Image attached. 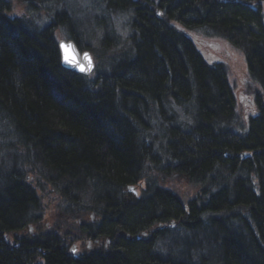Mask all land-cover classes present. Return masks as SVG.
I'll use <instances>...</instances> for the list:
<instances>
[{"label":"trees","instance_id":"16d2710c","mask_svg":"<svg viewBox=\"0 0 264 264\" xmlns=\"http://www.w3.org/2000/svg\"><path fill=\"white\" fill-rule=\"evenodd\" d=\"M246 1L150 0L149 17L131 16L143 38L130 44L122 67L114 58L120 54L99 58L83 33L66 31L80 50L92 52L95 72L109 68L105 81L60 63L57 18L73 26V10L62 8L37 30L36 22L0 6V264H264V103L257 99L247 119L239 115L225 64L208 63L188 35L194 30L226 39L243 52L250 78L263 80L264 90V0ZM90 2L100 19L122 14L115 4H123V11L134 4ZM155 3L171 5L163 14L169 27L157 18ZM98 39L105 49L119 45L106 33ZM213 83L216 92L206 94ZM178 92L191 99H180ZM171 103L197 108L191 126L199 122L205 136L196 131L182 141V127L165 121L153 124V134L146 116L133 113L136 107L168 113ZM204 103L211 111H204ZM211 114L217 121L212 124ZM18 154L21 161L6 167V156ZM157 154L162 166L152 158ZM152 169L163 178L186 174L201 186L199 195L182 203L157 178L150 179ZM211 170L218 171L213 181L223 187L209 198L201 181ZM140 181L144 188L135 198L126 186ZM45 186L60 201L53 229L24 233L27 224L39 223L30 210H42L38 189ZM91 213L97 222L89 226L99 227L111 245L74 257L69 238L80 232L76 237L82 241L77 224L90 222ZM156 218L169 222L163 240L158 232L139 240L124 235L143 227L149 232L146 226ZM3 231L21 233L24 245L10 249Z\"/></svg>","mask_w":264,"mask_h":264},{"label":"bare ground","instance_id":"6f19581e","mask_svg":"<svg viewBox=\"0 0 264 264\" xmlns=\"http://www.w3.org/2000/svg\"><path fill=\"white\" fill-rule=\"evenodd\" d=\"M18 1V0H17ZM61 0H23V5H24V9L27 13H29L31 16H28L26 17L29 21L33 22L35 19H34V16H37V14H39L40 12H42V14L46 15L47 17L48 16H52V18L55 16V14H58L60 11H61V7L58 5L59 2ZM82 2V0H64V6L66 7H69V6H73V8L77 5L78 2ZM134 4H132L131 2L129 4L130 5V9H127L126 11H123L121 9V7L123 6V4L121 3H118V4H115L114 6L116 7L117 10H121L118 15H112L109 16V18L106 16V17H103V18H98L97 16H94V14L97 13V9L96 8H92L91 5L88 6H85L83 7V9L81 10L80 12V16L77 17L76 15H74L77 20H72L74 23L73 26H69L68 25V22L66 23V20L64 19H61V18H57L58 19V22H59V29L61 28L63 31H69L71 28L72 30L75 32V33H78V34H82V37H84V42L87 46H89L90 48H93V50L96 52L97 56L99 58L103 57V58H106L104 56H108V57H113L112 54H120L119 56L116 55V57H114L117 61V63L120 64V67L124 66V63L126 62L125 59L123 58V56H126L128 57L129 54L132 53L131 50H129L130 48V44L131 43H134L136 42L139 38H143V30H142V27L139 26V23H135L133 22V19L131 18V16H135V19H139L141 21H143V14H146V16L149 17V14L147 13V10H148V3L150 0H132ZM137 1V2H136ZM224 1H235V2H242L241 0H224ZM245 1V2H244ZM242 3H248V1L244 0ZM99 2H97L96 4L99 6L98 4ZM0 6L2 8H4V13H11L12 14V11H13V3H12V0H0ZM171 5L169 3H162V6L160 7L158 5V3H155V9L157 12H160V16L157 18L159 19H162L163 18V14H165L167 12L168 9H170ZM74 10V9H73ZM139 10H141V16L139 17ZM26 12L25 14L19 16V17H24L25 18V15H26ZM75 13H79L76 9H75ZM27 16V15H26ZM113 18H118V25L117 26H114L113 25ZM126 19H129L130 21L132 20L133 24H129L127 23V20ZM165 21H162L160 20L162 23L163 26H168L169 23L167 21V19L164 17L163 18ZM169 19V18H168ZM149 20H151L149 18ZM152 21V20H151ZM164 23V24H163ZM35 26L34 27H37V30L40 29V27H43L44 26V23L43 24H38V23H35L34 24ZM176 25V24H174ZM88 26L90 27L89 30L91 33L87 32L85 29H88ZM169 27V26H168ZM85 28V29H84ZM96 32L100 33L98 36L96 35ZM103 33H106L108 34L109 37L111 38H117V41L119 43L118 47L115 48V49H105L101 43H98L99 42V37L103 34ZM189 35V33H188ZM190 36V35H189ZM120 37H123V39H121ZM191 37V36H190ZM224 39V38H223ZM226 40V39H224ZM227 41V40H226ZM228 42V41H227ZM233 48L237 49L238 51H240L242 54L243 52L241 50H239L238 48L234 47L230 42H228ZM58 45V44H57ZM78 47V45H77ZM58 49H59V46H58ZM79 49V47H78ZM80 50V49H79ZM84 50H88V49H84ZM90 51V50H89ZM91 52V51H90ZM156 53H158L157 51H155ZM92 54V52H91ZM118 56V57H117ZM158 56H159V53H158ZM244 56V54H243ZM92 57L94 59V56L92 54ZM61 58V57H60ZM245 59V57H244ZM95 61V59H94ZM110 72L109 68L106 67V68H102L100 70H98L97 72H95V67L94 69L91 71V73H88V74H83L84 76H87V77H91L90 79H96L97 80H103V77L104 75H108V73ZM99 77H102V78H99ZM105 81V80H103ZM263 80H261L259 77H256L255 79L251 80V84L249 85V89H246L244 91V96L241 95V97H246L248 99V92L251 93V92H257L256 93V99H255V102L257 101V99H260L261 100V103H264V95L260 92V90L262 89V91L264 92L263 90V87H262V82ZM225 82V81H224ZM227 82L228 84L230 85V87L233 89V96L236 98V95H235V92H234V84L229 80V78L227 77ZM80 84H83V85H87L88 86V83L85 81V80H81L80 81ZM215 85L214 83L213 84H209L205 93L206 94H214L216 91H215ZM84 90V89H83ZM87 91V90H85ZM191 94V93H190ZM177 97H179L180 99H184V100H189L191 99L190 96H188L187 94H181L180 92H178L177 94ZM148 95L145 97L147 98ZM192 97H194L192 95ZM195 99L197 100V97H195ZM251 100H247V105L249 104ZM205 104V103H204ZM211 106L208 105V104H205L204 105V111H211L210 110ZM168 113H160L159 111L155 110L154 108H149L148 110H142V109H139L138 107H136L134 110H133V113L138 115V116H146V119L147 121H149V124H150V127H147L149 129H152L153 128V124L157 121H165L167 122L168 124H175V125H179L180 127H182V130H181V134H182V141L184 140H188L190 137L194 136V132L197 131L196 134H199L201 136H205V132H206V128L204 127H200L199 126V122L196 124L195 127H192L191 124H192V120H194L196 118V116H199V111L198 109L196 108L197 111L191 109V108H188V109H182V106H179V105H176V104H169L168 107ZM195 109V108H194ZM180 110H184L185 112L182 113V114H179ZM209 120H210V124H212L213 122H217L215 120V117L213 114L211 115H208L207 117ZM223 123H225V121H223ZM200 125H202L200 123ZM199 126V128H198ZM164 138L163 141H169L168 140V137L167 135H164ZM201 138V137H199ZM0 148H2V146L0 145ZM155 153V152H153ZM12 155H9V157L6 156V158L4 159V164L6 167L10 166V165H17L16 163H18L19 161H21V156H19V154L13 158L11 157ZM224 156L227 158V157H230V155L228 153H225ZM159 158V161L157 163L158 166H162V161L159 157V155H152V158ZM232 157V156H231ZM151 167V166H150ZM146 169H144L145 171ZM154 171L156 172V174H159V176L155 175L154 174ZM212 171V170H211ZM207 172L205 174V176L203 177L202 179V183H203V186H204V190H205V195L206 193L210 194L209 195V198L211 197L212 194L214 193H217V191L219 190V186L223 187V184H221L220 182H216V181H213V176L215 174L218 173L217 170H215L214 172ZM152 172V174H150ZM151 172H148L149 175H150V179H160V180H164L163 176L161 175L160 171L157 170V169H152ZM162 176V177H160ZM173 177H178V176H175V175H172ZM183 179H186L188 180L190 183H192L193 185H195L197 187V190L195 192V196L193 197H196L199 195L200 193V185L197 183H194L192 181H190L191 179H188L189 177H187L186 174L182 175ZM181 178H178V180H182L184 181L183 179ZM217 180V178H216ZM214 182V183H213ZM228 182H230V179H228ZM45 189H49L51 190L50 187L48 186H45L44 187ZM129 188H132L135 192V198L136 197H139L141 195V190L144 188V183L142 181L138 182L137 184H128L126 186V190L129 192V193H132V191H130ZM45 190H40L38 189V193L40 195V197H43V193H44ZM133 194V193H132ZM192 197V198H193ZM183 203V202H182ZM42 205V204H41ZM31 214L32 216H35L34 219L37 220V222L41 223L42 222V210L39 211V209H31ZM37 215V216H36ZM90 215H94L93 213H91ZM165 218H156V219H153L151 221V226H146V229H150V231L148 232L147 230H142L143 228L141 229H136L134 232L130 233V232H126L124 233V235L126 236V238L130 239V240H139L141 238H145L147 236H150L152 233H157L158 234L160 233H163L162 235V240L163 238H166V236L170 233V232H165L164 233V228L163 226H166L169 224V222H165ZM38 223V225H39ZM79 224H77L79 227H77L76 230L78 231H82L81 235L83 236V243L85 246H86V233H89L91 231V229L93 228L96 229L98 227H94V226H89V222L86 221V222H82L80 219L78 221ZM87 224V225H85ZM174 224L173 222H171V225ZM38 225H35V226H38ZM33 224H27V229L29 230V234H31L30 232L33 231L34 229L36 230L37 232V228L35 227ZM87 231V232H86ZM14 231H3L2 232V238L3 240L8 236V235H13L15 233H13ZM42 233H45V230L43 231H39ZM80 233V232H79ZM78 232H76V234L74 236H72V238H69V241L70 244H69V251L70 253L76 257L75 253H72L71 252V248L77 243L78 239L76 236H80V235H77L79 234ZM102 235V234H101ZM6 236V237H5ZM116 238L119 237V234L115 236ZM114 238V237H113ZM160 237L158 236L157 239H159ZM5 241V240H4ZM5 243V242H4ZM83 245V246H84ZM83 253H89V251L83 247ZM94 252V251H92Z\"/></svg>","mask_w":264,"mask_h":264},{"label":"rangeland","instance_id":"374dc122","mask_svg":"<svg viewBox=\"0 0 264 264\" xmlns=\"http://www.w3.org/2000/svg\"><path fill=\"white\" fill-rule=\"evenodd\" d=\"M13 3V11L12 15L15 16H21L25 14V7L23 5V0H12ZM90 0H82V2H78L77 5L73 8V6L66 7L62 4H58L61 8H67L73 10L72 14L79 17L81 10L83 7L90 5ZM75 9L79 13H75ZM262 10L264 12V2L262 3ZM27 15V16H26ZM25 18L28 16H31L29 13L26 12ZM114 16V15H113ZM23 17V16H22ZM51 18V16H48ZM48 17L42 12L37 14V16H34V22L38 24H43L48 19ZM113 25H118V18H113ZM89 26L87 29V32L91 33L89 30ZM85 29V28H84ZM189 35L193 38L194 42L198 45L200 52L206 59L208 63L213 62H223L227 69V77L229 80L234 84V92L236 95V101H237V110L239 115L247 119V116L250 114H253L256 111V93L257 92H251L248 94V99L244 96V91L246 89H249V85L251 84V78L248 73V69L245 63V59L243 54L238 51L237 49L233 48L226 40H224L221 37H215V36H207L199 31H188ZM100 33L96 32V35L98 36ZM55 35L58 40L66 39L67 34L65 31H63L61 28L57 29L55 31ZM84 38V37H83ZM123 39V37H120ZM95 59V58H94ZM260 92L264 95V92L262 89ZM251 100L249 104L247 105V100ZM150 132L153 134L157 133L156 128H152V131L150 129ZM154 145L155 148L158 149L160 146L158 145V140L154 138ZM152 174V172L150 173ZM154 174L159 176V174H156L154 171ZM170 178H164V180L159 181L167 188L171 189L174 193L178 195V197L183 201V203L187 202L190 198L195 196V192L197 190V187L190 183L188 180L183 179L181 177H173L172 175L169 176ZM178 178L183 179L178 180ZM59 199L58 196L52 192L49 189H45L43 193V197H41V204H42V222L39 223L38 226H35L38 230L34 229L30 233L33 235H36L37 233H40L39 231L43 230H50L53 229V223L55 222L56 218H54L56 211L58 210L59 206ZM23 233V232H22ZM24 233H29V230L24 231ZM63 233V232H62ZM77 243L80 245V247H83V239L82 241H77Z\"/></svg>","mask_w":264,"mask_h":264},{"label":"flooded vegetation","instance_id":"af4514ba","mask_svg":"<svg viewBox=\"0 0 264 264\" xmlns=\"http://www.w3.org/2000/svg\"><path fill=\"white\" fill-rule=\"evenodd\" d=\"M137 2V1H136ZM151 9V7H150ZM157 16H160V12H156ZM242 155H245L244 152H242ZM96 218L94 217V215H90V222L89 223H95ZM173 225V224H172ZM93 226V225H92ZM163 226V228L167 227ZM87 232V231H86ZM101 231H99V227L94 229H91V231L89 233H86V246L84 245L83 247L86 248L89 252L92 251H96V250H107L108 246L111 245V239L109 237H105V235H101L100 233ZM118 233V232H117ZM21 233L18 234H13V235H8L4 240L5 244L11 249V248H15V249H20L21 246L24 245L23 243V235H20ZM117 235V234H116ZM75 255H81L83 254V247H80V245L78 243L75 244ZM23 250V249H22Z\"/></svg>","mask_w":264,"mask_h":264},{"label":"water","instance_id":"95a60500","mask_svg":"<svg viewBox=\"0 0 264 264\" xmlns=\"http://www.w3.org/2000/svg\"><path fill=\"white\" fill-rule=\"evenodd\" d=\"M62 43L63 44H70L72 47L71 48H62ZM58 46H59V51H60V59H61V65L64 67V68H67L69 70H72L74 72H77V73H81V74H88V73H91V71L94 69L95 67V62H94V59L92 57V54L89 50H83V51H80L76 45V43L73 41V40H60L58 42ZM85 53L88 54V56L91 58V64L89 66V61L87 59H85ZM65 57H67V59L69 61H76L80 67H85V68H89V70H86V71H81L80 70V67H77L75 66L74 64L72 63H68L66 62L65 60ZM130 191H132L133 194H135L134 190L132 188H129ZM75 249L76 247L73 246L71 248V252L75 253Z\"/></svg>","mask_w":264,"mask_h":264},{"label":"snow or ice","instance_id":"6c2138e0","mask_svg":"<svg viewBox=\"0 0 264 264\" xmlns=\"http://www.w3.org/2000/svg\"><path fill=\"white\" fill-rule=\"evenodd\" d=\"M62 48H65V49H67V48H71L72 46L70 45V44H63L62 43ZM85 59H87L88 61H89V66H90V64H91V58L88 56V54L87 53H85ZM65 60H66V62H68V63H72V64H74L75 66H77V67H80V65L76 62V61H69L68 59H67V57H65ZM80 70L81 71H86V70H89V68H85V67H80Z\"/></svg>","mask_w":264,"mask_h":264}]
</instances>
